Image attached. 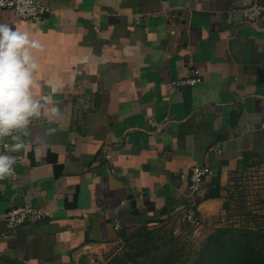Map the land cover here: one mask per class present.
<instances>
[{"label": "crops", "instance_id": "0c3cea01", "mask_svg": "<svg viewBox=\"0 0 264 264\" xmlns=\"http://www.w3.org/2000/svg\"><path fill=\"white\" fill-rule=\"evenodd\" d=\"M42 2L40 21L0 8L42 45L33 92L62 113L15 134L26 147L17 178L0 179V264H93L125 229L183 218L189 203L197 221L225 213L241 163L264 159V15L242 13L264 0ZM192 68L203 81L178 84ZM194 165L213 173L191 194ZM25 204L51 216L9 230Z\"/></svg>", "mask_w": 264, "mask_h": 264}, {"label": "rangeland", "instance_id": "374dc122", "mask_svg": "<svg viewBox=\"0 0 264 264\" xmlns=\"http://www.w3.org/2000/svg\"><path fill=\"white\" fill-rule=\"evenodd\" d=\"M247 169L234 174L229 183L225 213L191 223L184 217L175 218L146 230L131 229L129 240L119 242L107 257L93 264H163L173 248V264H189L198 255L207 237L218 228H252L264 231V159H255Z\"/></svg>", "mask_w": 264, "mask_h": 264}, {"label": "clouds", "instance_id": "9594fccd", "mask_svg": "<svg viewBox=\"0 0 264 264\" xmlns=\"http://www.w3.org/2000/svg\"><path fill=\"white\" fill-rule=\"evenodd\" d=\"M3 0H0L2 4ZM32 0H19L17 12L32 14ZM33 50L42 51V45L32 39L30 33L5 23H0V140L11 137L10 152L19 153L26 147L22 135H13L29 129L34 119L60 117L62 115L53 94L36 98L33 92L34 73L38 64ZM50 105V107H49ZM57 129L43 130L52 136ZM34 152L39 155L37 146ZM17 157L0 152V179L12 177Z\"/></svg>", "mask_w": 264, "mask_h": 264}, {"label": "built area", "instance_id": "2783aa9c", "mask_svg": "<svg viewBox=\"0 0 264 264\" xmlns=\"http://www.w3.org/2000/svg\"><path fill=\"white\" fill-rule=\"evenodd\" d=\"M19 5V0H3L0 4V8L3 10L12 11L18 18L22 20H43L49 13V6L45 5L42 0H32L30 8L34 9L32 14L25 13L21 15L17 12V7ZM243 16L245 19L251 23H256L264 15V5L258 2H251L247 4L242 9ZM203 81L202 74L198 68H192L190 70L189 76L179 80L178 84H186L190 86L197 85ZM149 122L152 126L158 124L155 118H150ZM19 132L13 133V135ZM11 137H6L2 140V149L0 152L5 154H10L17 157V163L23 160V155L16 152H10L9 150V139ZM15 166V165H14ZM212 169L209 166L204 165H194L191 168L189 175V185L188 188L191 194L198 192L201 189L203 181L206 177L212 175ZM18 176L17 172L14 170L13 178L16 179ZM51 216V211L47 207H34L30 204H25L21 206H15L8 210L5 221L6 226L9 230H16L22 227L27 221H41L47 219ZM184 219L191 223L197 222L196 208L193 203H189L185 208L183 215Z\"/></svg>", "mask_w": 264, "mask_h": 264}, {"label": "trees", "instance_id": "16d2710c", "mask_svg": "<svg viewBox=\"0 0 264 264\" xmlns=\"http://www.w3.org/2000/svg\"><path fill=\"white\" fill-rule=\"evenodd\" d=\"M247 160L241 163V170L236 173L251 166ZM223 206L225 209L229 208L225 201ZM136 226L146 230L141 237H148L151 234L147 232L150 229L148 225L140 223L134 228ZM124 231L121 232V241L131 238L129 236L131 229ZM172 256L174 250L170 248L163 264H173ZM189 264H264V231L252 228H218L216 233L207 237L197 257Z\"/></svg>", "mask_w": 264, "mask_h": 264}]
</instances>
